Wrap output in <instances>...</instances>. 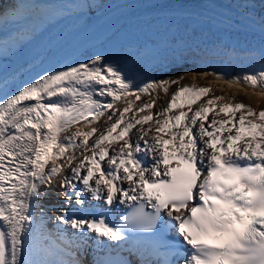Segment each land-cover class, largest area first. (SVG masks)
<instances>
[{"label": "snow or ice", "instance_id": "6c2138e0", "mask_svg": "<svg viewBox=\"0 0 264 264\" xmlns=\"http://www.w3.org/2000/svg\"><path fill=\"white\" fill-rule=\"evenodd\" d=\"M235 4L249 15L256 7ZM10 18L19 10L0 14ZM259 24V68L211 75L264 95V11ZM183 79L137 84L102 52L19 84L0 64V264H89V240L105 253L91 264H132L124 252L140 264H264V109L223 96L193 109L210 89L184 85L154 113L158 90ZM57 188L53 220L40 201Z\"/></svg>", "mask_w": 264, "mask_h": 264}, {"label": "bare ground", "instance_id": "6f19581e", "mask_svg": "<svg viewBox=\"0 0 264 264\" xmlns=\"http://www.w3.org/2000/svg\"><path fill=\"white\" fill-rule=\"evenodd\" d=\"M141 1L143 0H9L3 6L4 10H19L20 19L13 20L10 18L7 22H0V64H3L11 82L12 77L19 80L22 79L26 73L38 68L49 57L57 58V66H59L75 60H82L93 52H102L108 55L122 72L133 80L137 76L134 72V61L145 52L146 54L142 55V57L151 60L156 54L155 50H147L145 42L129 43L132 40L128 43L118 40L110 44H104L115 34L126 33L127 38H135L137 35L144 36L145 34L156 32L161 37L158 35L146 37L147 41L156 42V46L160 45L156 38L168 40L170 43H165L161 46L174 47V50L178 47L175 44H180L182 39L196 38L203 40L204 43L206 42L203 45L204 52L195 59V65L165 68L151 74L149 77L140 79L137 84H143L151 80L176 79L180 76L191 75L190 77H192L194 76L193 74H196L194 77L198 80L205 79L211 80V82H223L217 81L215 75L211 74L223 72L229 75H242L251 69L259 68L254 53L260 51L262 39L250 35L243 36L231 33L220 27L215 21L207 18H204L205 24L199 25L195 15L192 14L170 15L172 17L171 20L167 19L168 16L157 14L153 15L152 20L145 18L135 23H126L124 30H120L121 26L115 28V30L102 37L77 56L72 58H63L61 56L65 52L62 51L64 46L72 44L78 38L84 39L90 31L94 30L99 20L104 18V15H109L110 11H115L114 9H121L119 8L121 6L126 8ZM209 2L223 6L260 27L259 14L264 11L260 7L261 0H209ZM235 3H250L255 4L256 7L253 13L249 15L244 9H239V5ZM147 22H149L147 28L141 27ZM177 25H179L181 30H176ZM185 25L189 26L187 32L183 31ZM22 28L29 29V35L26 38H21ZM193 30L195 32L194 37L192 35ZM214 43L224 48L215 47ZM207 44L208 47L206 48ZM125 51H128L127 54L117 56L119 52ZM138 51L142 52V54L135 53ZM203 73H209L210 75L204 76ZM224 84L232 90L239 87L250 89L253 95L250 94L249 100L257 107L263 103L264 95L260 94L261 90L259 88L253 89L244 84H234L232 86ZM153 95H157V93H153ZM164 95L163 91L158 90L156 108L163 104ZM144 99L150 100L151 97L144 96L142 100ZM121 105L123 104L118 106ZM104 120L105 118H101L100 122L81 127L79 130L88 131L91 126L99 127ZM54 191L48 194L47 198L52 197V200L59 203L58 201L61 198ZM47 198L40 201L45 212L46 210L43 206L46 205Z\"/></svg>", "mask_w": 264, "mask_h": 264}, {"label": "water", "instance_id": "95a60500", "mask_svg": "<svg viewBox=\"0 0 264 264\" xmlns=\"http://www.w3.org/2000/svg\"><path fill=\"white\" fill-rule=\"evenodd\" d=\"M199 1V0H198ZM203 2H206L204 0H202ZM210 4H213L211 2H208ZM214 6L226 11V12H230L232 14H234L235 16L244 19V21L250 22L251 24H253L254 26L260 28L259 26H257L256 24L252 23L249 19L244 18L243 16H239L237 14H235V12L228 10L227 8H224L223 6L220 5H215ZM162 9H157V10H149L147 12H144L143 14L138 15L137 17H133V18H129L124 20L123 22L126 23H135L138 22L139 20H144L145 18L152 20L151 18L153 17V15H165L168 16L167 19L171 20L172 17L170 15H174V14H186V15H195L194 13H192L191 11H189L188 9H182L180 7H176V8H171V9H165L164 11H161ZM117 15H112L110 18H107L104 22H102L100 25H105L107 22H109L111 19L116 18ZM195 18H199L202 21H205L204 18H207L211 21H215L218 25H220V27H222L223 29L230 31L231 33H235V34H241L243 36L249 35L247 33H244L242 31H239L237 29H234L232 27H229L227 25H225L222 22L216 21L214 18L211 17H207L204 15L198 16L195 15ZM118 20V19H117ZM120 20V18H119ZM118 20V21H119ZM128 21V22H127ZM113 21H111L110 23H108L106 26H109ZM126 23H124L123 25H121V29L120 30H124L126 28ZM99 25V26H100ZM149 26V22H147L144 26L141 25V27H145L147 28ZM150 35H158L160 36L158 33L154 32L152 34H145L144 36H139L141 38V42H145L146 45V49H153L155 50L156 54L151 58V60H148L144 57H142V55L146 54V52L144 54H142V52L138 51L135 52L136 54H142L141 57H138L135 61H134V72L137 74L136 77L133 78V81L137 83V81H140V79L149 77L151 74L155 73V72H159L165 68H170V67H179L182 65H195L196 63L194 62L196 58H198L199 54L201 55L202 52H204V48L203 45L206 43H204L203 40L201 39H196V38H185L182 39V42H180V44H175L178 47H176L177 49L174 50V47H167V46H161L164 45L165 43H170L168 40H161L156 38V41H158L160 43V45L156 46V42H153L152 40L147 41L146 37H149ZM127 34L124 33H120V34H115L113 35L111 38H109L106 44H110L113 42H116L118 40L120 41H126L127 43L129 41V43H136L135 40L136 38H138L137 36L135 38H127L126 37ZM252 36V35H250ZM161 37V36H160ZM140 43V42H137ZM83 43H81L80 45H82ZM71 47V45H67L66 48H64L62 51H65L67 49H69ZM79 46H76L75 48H77ZM208 47V44L206 46V48ZM74 48V49H75ZM67 52V51H65ZM73 49L69 50L68 53L63 54L64 58H72L75 57V54L72 53ZM145 59V60H144ZM148 60V61H147ZM149 65V66H147ZM130 76V75H129ZM132 76V75H131ZM133 77V76H132ZM136 78V79H135Z\"/></svg>", "mask_w": 264, "mask_h": 264}, {"label": "rangeland", "instance_id": "374dc122", "mask_svg": "<svg viewBox=\"0 0 264 264\" xmlns=\"http://www.w3.org/2000/svg\"><path fill=\"white\" fill-rule=\"evenodd\" d=\"M149 1V0H148ZM9 2V0H3L0 2V14H3V12H5L3 6L6 5L7 3ZM131 4V3H130ZM127 5V4H126ZM125 6V5H124ZM119 8H122L119 7ZM117 8V9H119ZM116 10V9H115ZM112 12V11H110ZM109 12V13H110ZM108 13V14H109ZM106 15H104L103 17H105ZM138 38H136L135 42H141V38L139 36H137ZM139 40V41H138ZM66 42V41H65ZM126 42V41H124ZM67 43V42H66ZM135 44V43H134ZM214 46L215 47H219V48H224L222 47L221 45H217L214 43ZM128 51H125V52H119L117 54L118 55H125L127 54ZM43 63L40 65L42 66ZM39 66V67H40ZM38 67V68H39ZM38 68L34 69V70H37ZM191 75H188V76H184V79L180 81V83L178 85H171L170 88H169V92L167 94L164 95V101H163V104H160V107L156 108L154 107L152 109V111L155 113L157 111H159L160 109H162L163 107H166L167 106V102L170 100L171 98V95L173 92H175L177 90V88L179 87H182L184 85H188V86H191V87H196V88H211V85L212 84L213 86H215V88L213 89V91L210 89V92L208 93L207 96H204V97H201V99L199 101L196 102V104L192 105V108L195 109L197 108L198 106H200L201 104H203L204 102H206L207 99H210L212 98L213 96H223L225 98L226 101H231L233 103H242V104H245V105H248L252 108H254L255 110L259 111L261 109H264V99L262 100L263 103L261 105H259V107L255 106L254 103H252V101L249 100V96L250 94L253 95V93H251L250 89H246L245 87H239V88H235V90H232L230 88H228L223 82H214L211 80H198L196 79V77L192 76L190 77ZM23 78V77H22ZM176 79H179L176 78ZM209 82V83H208ZM209 85V86H207ZM246 86V85H245ZM222 92V93H221ZM224 94V95H223ZM231 96V97H230ZM262 99V98H261ZM143 101H150L149 99H144L142 101H137V104H140L141 102ZM126 105H121L119 107H124ZM219 108V103L217 104L216 106V110H218ZM184 111H187V107H185L183 109ZM180 111V109H177V110H174L173 113L171 114H178V112ZM189 115H191V113H189ZM215 115V113H209V121L212 119V117ZM217 119H221V118H225L227 119V117H224L223 114H221L220 116L216 117ZM104 125V122L102 123V125L100 124L99 127L97 128H101L103 127ZM92 127V126H91ZM139 127V126H137ZM144 127H153L152 123L150 122L149 124L145 125ZM135 129H133V133H135ZM227 134V133H226ZM115 135V134H114ZM95 137H93L92 139H94ZM164 138L167 139L168 136L167 135H164ZM91 142V140H90ZM120 143H123L122 141ZM117 145H113L112 147H116ZM107 159V158H106ZM103 163V162H102Z\"/></svg>", "mask_w": 264, "mask_h": 264}, {"label": "trees", "instance_id": "16d2710c", "mask_svg": "<svg viewBox=\"0 0 264 264\" xmlns=\"http://www.w3.org/2000/svg\"><path fill=\"white\" fill-rule=\"evenodd\" d=\"M238 115V114H237Z\"/></svg>", "mask_w": 264, "mask_h": 264}]
</instances>
